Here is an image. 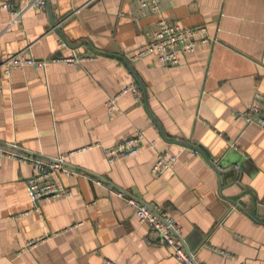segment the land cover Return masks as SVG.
I'll use <instances>...</instances> for the list:
<instances>
[{"label": "crops", "instance_id": "crops-1", "mask_svg": "<svg viewBox=\"0 0 264 264\" xmlns=\"http://www.w3.org/2000/svg\"><path fill=\"white\" fill-rule=\"evenodd\" d=\"M8 1L0 0V61L24 50L39 61H84L1 77L0 146L63 157L79 174L62 178L71 196L36 205L33 167L0 155V264H180L129 199L162 208L197 264H264V225L227 202L264 216V129L241 117L264 108V0H49L14 25ZM162 20L202 27L207 41L175 67L156 55L132 60ZM139 133V154L108 161L106 150ZM195 148L237 173L220 185ZM160 154L178 161L156 177Z\"/></svg>", "mask_w": 264, "mask_h": 264}, {"label": "built area", "instance_id": "built-area-1", "mask_svg": "<svg viewBox=\"0 0 264 264\" xmlns=\"http://www.w3.org/2000/svg\"><path fill=\"white\" fill-rule=\"evenodd\" d=\"M149 1L151 0H142L141 5L146 7ZM2 7L10 12L12 16L11 25H14L21 22L30 11H45L47 0H10L5 2ZM56 29H58V26L53 28V30ZM204 34L205 29L202 27L181 29L175 24L162 20L158 23L148 45L134 56L132 60H138L147 55H156L162 65L167 67L178 66L181 62V54H193L201 43L207 41L204 38ZM59 45L63 48L65 42L60 40ZM81 61L84 60L68 58L39 61L29 56L28 50H24L6 60L0 61V87L2 86L1 77H9L17 69L28 66L45 67L49 63L55 62L75 64ZM131 91L137 97L139 96V89L137 87H133ZM258 99L264 100L261 97ZM117 100L118 97L111 99L108 103L111 113L115 109ZM241 117L247 124H255L264 129V108L253 106L241 114ZM142 143V135L140 133L136 134L135 137L129 138L114 148L106 150V157L110 163H113L120 156H135L140 153ZM0 155L15 158L18 162L29 164L33 167L34 174L28 181V190L31 199L36 205L44 200L66 198L72 195V192L63 184L62 178L76 176L79 172L67 166L63 157L53 162L3 146H0ZM177 161L178 158L175 156L160 154L152 170L153 175L156 177L164 175L169 170L174 169ZM120 196L125 195L120 194ZM129 204L134 207L139 221L151 228L157 240L171 250L173 257L180 264H194V259L187 253L180 241V233L176 228L174 220L162 208L141 204L132 199H129ZM36 244L37 242H31L29 247L32 248ZM220 253L228 256L226 252L220 251Z\"/></svg>", "mask_w": 264, "mask_h": 264}, {"label": "water", "instance_id": "water-1", "mask_svg": "<svg viewBox=\"0 0 264 264\" xmlns=\"http://www.w3.org/2000/svg\"><path fill=\"white\" fill-rule=\"evenodd\" d=\"M49 0H47V6H49ZM57 25L55 24V23H53V28H55ZM56 31H58V29H56ZM124 61L127 63V61L124 59ZM128 64V63H127ZM129 65V64H128ZM132 70V69H131ZM136 77V80H137V82L140 84V86L142 87V90L144 91V87H143V84L141 83V81L139 80V78L137 77V76H135ZM145 92V91H144ZM3 147H6V148H9V149H13V150H16V151H18V152H21V153H25V154H27L26 152H24L23 150H21L20 148H18V147H16V146H5V145H2ZM196 149V151L197 152H200L206 159H207V162H208V164L217 172V174H218V178H219V184L221 185L222 184V180H221V178H222V176L225 174V173H233V172H235V173H237V168H235V169H229V171L228 172H226L225 171V168H226V164H224V162L222 161V162H220V163H216L211 157H210V155H209V153L208 152H206L205 150H203V149H201V148H195ZM30 155V154H29ZM38 158H41V159H43L42 157H39V156H37ZM51 161H55V160H51ZM68 166V165H67ZM75 170H78V169H76L75 168ZM80 171H82V170H80ZM82 172H84V171H82ZM101 181H104L105 183H109L108 181H105V180H103V179H101V178H99ZM109 185H111L112 186V188H114L116 191H118L120 194H123V195H125V196H127V197H130L131 198V196L127 193V192H125V191H123V190H121L120 188H117V187H115V186H113V184H109ZM227 202H229L234 208H236V209H238V210H240V211H243V212H245L248 216H250L253 220H255L257 223H259V224H262V225H264V216H261L260 214H259V208H255V210H254V208H253V210H248V205L247 204H245L244 202H242L241 200H227ZM254 211V212H253ZM180 241L182 242V244H183V246H184V248H185V250L187 251V253L194 259V254H193V252L192 251H190L188 248H187V246H186V243L184 242V240H182L181 239V237H180ZM194 264H197L196 262H195V260H194Z\"/></svg>", "mask_w": 264, "mask_h": 264}]
</instances>
